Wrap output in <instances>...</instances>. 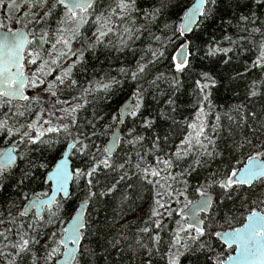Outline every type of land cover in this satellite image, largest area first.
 I'll return each instance as SVG.
<instances>
[{
	"label": "snow or ice",
	"instance_id": "1",
	"mask_svg": "<svg viewBox=\"0 0 264 264\" xmlns=\"http://www.w3.org/2000/svg\"><path fill=\"white\" fill-rule=\"evenodd\" d=\"M22 4L23 11L21 3L0 0V8L8 10L0 14V137L11 141L7 148H0V198L9 205L3 209L0 204V261L82 264L85 256L96 257L97 249L109 255L115 249L121 261L125 252L135 250L147 257L140 264H152L153 253H160L164 218L179 217L164 253L167 264H264V110L257 113L243 103L233 106L223 114L227 126L217 112L216 123L206 131L205 104L212 108L206 89L217 80L203 71V79L196 81L200 93L196 117L184 121L187 132L175 151L165 150L169 134L155 130L157 116L143 111L151 95L148 89L163 96V83L170 89L164 101L169 107L158 116L172 119L168 112L176 110L180 74L191 70L196 30L217 19L228 26L235 21V27L248 34L238 39H251L256 47L258 54L244 72L264 71V11H259L264 0H227L230 9L222 7L226 0H194L190 6L182 0H153L149 8L139 7L137 0L107 4L102 0H22ZM86 25L95 29L91 36ZM112 33L119 39L107 45L117 51L132 48L147 33L146 51L134 64L121 65L117 75L105 74L84 87L74 69L86 62V52H94ZM177 38H183V43L172 55L170 67L157 68ZM222 39L230 46L213 41L208 45L209 56L227 55L238 46L229 35ZM73 42L80 47L74 49ZM129 81L131 92L127 100H121L119 93ZM260 96H264V79L252 80L245 98L251 102L249 98ZM89 97L99 99L104 107L116 103L117 108L106 113L97 107L91 117L82 116ZM105 116L108 122L101 123ZM129 117L132 126L126 125ZM109 130L111 138L101 147L97 140ZM225 130L228 140L221 145L220 134ZM147 131L153 135L147 137ZM121 144L129 150L117 156ZM217 158L219 163L208 172L207 166ZM20 164L24 167L19 168ZM104 170L115 172L116 178L109 180L105 174L102 182L99 176ZM199 170H205L202 181L193 175ZM121 182L124 189H118ZM72 183L80 200L66 213ZM146 186H152L153 206L144 226L131 236L127 224L114 230L115 212L111 218L100 217L101 209L117 194L121 206L128 203L130 207ZM11 189L14 196L9 195ZM190 190L198 194L196 200L189 199ZM229 204L251 206L238 226H231L236 223L234 216L224 215L221 218L230 226L213 230L214 209L231 212ZM93 213L98 219H93ZM150 232L149 241H144L142 234ZM221 245L232 252L226 255L218 250Z\"/></svg>",
	"mask_w": 264,
	"mask_h": 264
},
{
	"label": "trees",
	"instance_id": "2",
	"mask_svg": "<svg viewBox=\"0 0 264 264\" xmlns=\"http://www.w3.org/2000/svg\"><path fill=\"white\" fill-rule=\"evenodd\" d=\"M194 0H182L185 6H190ZM111 2V0H102L103 4H107ZM7 0H5V4ZM138 6L141 8H149L153 0H137ZM230 9V5L226 4L225 6ZM255 10V6H254ZM21 11H23V5L21 7ZM259 11H264V9H260ZM7 13V8H0V14ZM259 14V12H258ZM141 22H142V13H141ZM229 17H225L227 19ZM235 21H233L232 26H228L227 24L221 25L220 21L217 19L215 23L211 25H206L202 29L196 30V35L198 38H195L196 48L192 49L194 58L191 59V70L186 73H181L179 79L182 81V85L179 90L175 93L174 99L176 100L175 112H168V116L172 117V119H166L164 117H159L158 112L161 109L168 108L164 104V101L167 99L168 94L170 93V89H167L166 86L161 83L160 88L165 89V94L161 96L156 89H148L151 92V95L146 98V109H144V115L151 114L153 116H157V126L156 131L163 134L165 130H168L169 141L166 147V151H175V147L179 145L181 139H183L184 135L187 132V124L184 121L192 122L196 117V112L198 108L197 100L199 98V89L197 87L196 81L202 80L203 78L200 76V73L203 71L210 72L213 76H215L217 83L215 85H209L206 91H210V99L212 102V108L209 109L207 103L205 104L206 110V121L208 128L206 131H210L211 125L216 123L215 115L217 112L222 115V123L227 126L228 121L226 117L223 116L224 113L228 112L229 109L233 108V106L240 104H247L248 108L252 111H256L260 113L264 110V96L249 98L246 100V90L249 88L252 80H261L264 79V71H260L258 69H251L249 72H244V67L246 65L251 64V61L255 59L258 54L256 47L253 46L251 39H238V37H247V33H244L235 27ZM259 23V21L257 22ZM15 27H19V25H13ZM87 31V35L91 36L95 31L94 28H90L88 25L85 26ZM155 30V29H153ZM229 35L232 37L234 41H237L238 46H233V51L228 53L227 55L223 53L216 54L215 56L208 55V45L212 44L213 41L220 42L221 46L229 47V43L226 40H223V35ZM189 38L193 39L192 35L189 34ZM119 39L117 33H112L105 38V43L101 44L94 52L89 51L85 53L86 62L83 65H78L76 69H74L76 78L80 81L81 85L87 87V82L91 80H100L105 74L117 75V69L121 65H131L135 63V60L141 55L142 50L146 51L147 33L144 34L139 40L135 42L132 48L125 49L124 51H117L115 47H111L107 45V41H112L113 44H116ZM255 40H259V36L253 37ZM183 42V38L174 39L173 43L168 46L166 51V57L162 60L160 64L156 67L163 70L165 66L170 67V60L173 54H175L179 45ZM80 47L79 42H73V48ZM135 49V51H133ZM199 49V50H197ZM228 60V63L225 64L223 61L225 59ZM87 69L86 71L84 69ZM237 73L241 75L237 76ZM130 81L125 83L123 86V91L119 93V97L121 100H126L128 95L131 92L129 88ZM76 95V92L72 93ZM155 96L154 100L152 97ZM67 98V94L65 97ZM89 104L85 105V108L81 111L82 116L91 117L93 110L97 107L104 108L106 113L114 112L117 108L116 103H112L110 107H104L101 104L99 99L93 100L92 97H89ZM7 110L6 108L4 109ZM108 116H105V121L101 123L108 122ZM173 119L176 123H173ZM127 126H132V119L129 117L126 121ZM116 125H113V129ZM137 130L140 131L139 128V118H137ZM126 133V128L124 129ZM245 133H247V129H244ZM111 130L106 133L103 137H100L97 140V143L103 147L109 136ZM153 135L152 131H147L146 136L151 137ZM228 140L227 131L225 130L220 134L219 143L223 145ZM256 143L257 141H253ZM11 141H5L3 137H0V148H4L7 145H10ZM146 143V142H145ZM129 150V146L126 144H121L117 150V156H123L125 152ZM161 154V153H157ZM148 159L154 161V157L149 155ZM133 162H135V157L133 155ZM246 162V161H245ZM219 163V158L216 161H213L209 166H207L206 170L211 172ZM24 165L20 164L19 168H23ZM19 170V169H18ZM17 170V171H18ZM174 171H179V169H174ZM105 174H107L108 179L112 180L116 178L117 174L115 172L108 173L107 170H104L99 176L100 180L103 182L105 179ZM205 174V170H199L198 173H194V176H199V178L203 179ZM191 183L195 184L196 180L191 179ZM125 183L121 182L118 185V189H124ZM72 191L73 196L65 205L66 213L72 211L74 206H77L80 200V193L75 188V184L72 183ZM9 195L14 196L15 190L11 189ZM215 195V193H214ZM198 198V194L189 191V199L196 200ZM130 203V202H129ZM0 204L3 205V209L9 207V205L0 198ZM153 206V197H152V186H146V190L144 187L141 188L140 196L135 200V203H126L123 206L120 204L119 194L116 195L114 199L107 205V207L102 208L100 211V217H109L113 215L115 212L117 215V224L115 225V229H119L122 225H128L127 235L131 236L135 230L139 227L144 226V221L147 220L150 215V208ZM251 205H246L244 207L233 206L231 204L228 207L231 208V212H228L227 208L220 210L214 209L211 214L214 217L213 222V230H219V226L223 225V229H227L230 225L226 224L224 220L221 218L224 215H231L235 217L236 223L231 224V226H238L239 223L243 222L244 216H246V209ZM0 209V210H3ZM209 216V214H203V217ZM122 217V218H121ZM93 219H98L95 213H93ZM175 219H179V217H175ZM175 219L173 218H164V224L166 225L165 229L161 232L162 240L160 242V253H153L152 256V264H167L166 259L164 257V253L167 251V244L169 241V237L171 235V230L174 229L177 225L175 223ZM207 223V222H206ZM152 231H155L153 229ZM144 241H149V237L151 236V232L147 234H142ZM87 246V242L85 243ZM95 247V244L92 245ZM220 251L225 252V254H229L232 252L227 246L221 245L219 247ZM129 256H131V264H140L141 259H146L142 251L137 252L135 250L131 252H125L123 255V260L121 261L119 257H116V250L113 249L112 253L103 254L99 249H97V256L94 258H90L85 256L82 260V264H87L89 259L93 260V264H129ZM0 264H3L0 261Z\"/></svg>",
	"mask_w": 264,
	"mask_h": 264
},
{
	"label": "water",
	"instance_id": "3",
	"mask_svg": "<svg viewBox=\"0 0 264 264\" xmlns=\"http://www.w3.org/2000/svg\"><path fill=\"white\" fill-rule=\"evenodd\" d=\"M194 2V1H193ZM183 43V42H182ZM179 48V47H178ZM177 51V50H176ZM176 53V52H175ZM128 99V98H127ZM126 99V100H127ZM116 129V126H115V128H114V130ZM110 138H111V136H109V138H108V140H107V142L106 143H108V141L110 140ZM8 147V146H7ZM6 147V148H7ZM119 147V146H118ZM118 150V149H117ZM70 188H71V190H72V184H70ZM203 214H209V213H201V216L203 217ZM226 230V229H225Z\"/></svg>",
	"mask_w": 264,
	"mask_h": 264
},
{
	"label": "rangeland",
	"instance_id": "4",
	"mask_svg": "<svg viewBox=\"0 0 264 264\" xmlns=\"http://www.w3.org/2000/svg\"><path fill=\"white\" fill-rule=\"evenodd\" d=\"M15 3H21V7H22V0H14ZM8 11V10H7Z\"/></svg>",
	"mask_w": 264,
	"mask_h": 264
},
{
	"label": "flooded vegetation",
	"instance_id": "5",
	"mask_svg": "<svg viewBox=\"0 0 264 264\" xmlns=\"http://www.w3.org/2000/svg\"><path fill=\"white\" fill-rule=\"evenodd\" d=\"M7 146H9V145H7ZM7 146H5L4 148H6Z\"/></svg>",
	"mask_w": 264,
	"mask_h": 264
}]
</instances>
